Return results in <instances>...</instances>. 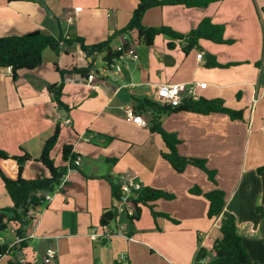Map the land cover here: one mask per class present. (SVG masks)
<instances>
[{"label":"crops","instance_id":"1","mask_svg":"<svg viewBox=\"0 0 264 264\" xmlns=\"http://www.w3.org/2000/svg\"><path fill=\"white\" fill-rule=\"evenodd\" d=\"M136 5V0H0V37L41 31L65 40L82 38L93 45L123 28ZM203 19L222 25L224 39L231 43L200 40L184 51L182 40L159 35L147 47L132 32L130 37H117L112 47L129 40L128 50L138 61L126 55L107 66L102 54L87 58L78 43H70L63 44L59 54L44 50L42 64L33 71H20L16 81L9 68H0V150L32 157L21 176L26 180L49 176L37 158L56 125L60 135L51 152L55 165H63L65 144L80 158L63 191L32 211L26 246H20L11 227L0 235V244L12 248L0 264L13 260L44 264L47 249L56 250L49 264H193L200 247L212 251L220 226L230 216L249 259L264 264V0L154 7L146 11L142 24L185 35ZM168 43L174 46L169 48ZM208 55L220 66L207 67ZM89 65L94 75L90 83L79 73H60ZM162 84H182L181 101L222 99L227 108L242 111L239 120L223 113L184 111L161 119L162 129L180 141L177 153L204 160L215 172L214 182L192 165L176 173L160 156L165 151L161 136L150 132L144 115L136 112V101H155ZM50 85L61 88L67 110L54 102ZM125 106L133 107L146 125L127 119ZM84 137L90 140H80ZM3 167L17 176L12 158L3 161ZM124 180L173 194V200L153 203L154 211L169 219H154L145 206L134 222L119 215L109 226L112 237L102 245L89 232L101 231L102 212L115 205L110 182L118 185ZM194 186L201 195L189 193ZM214 189L224 192L225 206L218 218L209 219L203 194ZM11 205L0 180V209Z\"/></svg>","mask_w":264,"mask_h":264},{"label":"trees","instance_id":"2","mask_svg":"<svg viewBox=\"0 0 264 264\" xmlns=\"http://www.w3.org/2000/svg\"><path fill=\"white\" fill-rule=\"evenodd\" d=\"M137 5L133 10L128 23L121 29L115 31L105 41L93 45H86L82 38L74 40H65L61 35L57 38L46 35L41 31L32 32L21 36L0 37V68H9L13 81L18 78L20 71H33L42 64V53L49 49L55 54H59L63 44L78 43L81 51L87 58H92L95 54H102L103 61L107 66H111L114 60L118 58L120 52L113 49L112 44L117 37H130L132 32H136V40L139 43L150 47L153 45L155 38L159 35L165 36L171 40H182L184 51L198 45L200 40H207L214 44H230V41L224 39V27L214 24L210 19H203L194 29L185 35L174 32L171 28L146 27L142 24V18L147 10L154 7L162 6H183L185 8L206 7L217 0H136ZM129 40L122 45L123 49H129ZM167 46L172 48L174 45L168 43ZM207 67L220 66L214 57L207 56ZM79 73L87 76L91 72V65L86 68H72L69 71L61 70V75L70 73ZM48 92L58 107L68 109L61 101V88L57 85H50ZM135 110L138 114L144 115L150 132L157 133L161 136L165 145V151L160 152L161 158L166 161L176 173H182L186 166L192 165L202 170L211 182L215 181V172L206 167L204 160L184 158L177 153L179 139L174 133H168L161 127V119L165 115L175 112H190L201 115L209 113H223L232 120L242 118V111H235L227 108L222 99H205L192 98L182 100L177 106L162 104L147 99L136 101ZM60 135V125L54 127L52 135L44 142L41 152L37 158L49 173L48 177L26 180L21 176L23 166L32 160L28 153L21 156H10L0 150V180L8 194L12 205L0 209V233L5 232L11 227L15 236L21 241L20 246H26L25 237L27 228L31 220L32 211L45 205L44 197L53 193L60 184L63 176L67 174L68 168L77 169L75 160L77 155L72 153V146L65 144L61 149V160L63 165H55L51 158V152L58 142ZM12 158L17 163V176H11L3 167V161ZM261 168L257 171L259 172ZM110 190L113 199H120L122 195L121 184L110 182ZM192 195H201V190L194 186L189 189ZM208 201L207 216L209 219L218 218L223 212L225 206L224 192L214 189L203 194ZM134 214L127 217L129 222L139 219L141 208L148 207L151 216L163 217L169 219L166 214L155 212L153 203L158 200L170 201L174 195L166 191L151 187L142 186L140 189L133 191L130 197ZM116 220V212L113 207L105 209L99 220V226L105 228L110 226ZM220 237L216 239L212 246L213 257L207 260L206 249L200 247L195 255L193 264H256L252 262L246 253L242 239L237 233L235 218L228 217L219 228ZM102 245L106 241L101 242ZM12 249V248H11ZM8 243L0 244V258L6 255L10 250ZM9 264H28L22 260H13ZM114 264H123L115 262Z\"/></svg>","mask_w":264,"mask_h":264},{"label":"built area","instance_id":"3","mask_svg":"<svg viewBox=\"0 0 264 264\" xmlns=\"http://www.w3.org/2000/svg\"><path fill=\"white\" fill-rule=\"evenodd\" d=\"M68 23L72 24L73 19L69 18ZM116 51L120 52V54L118 58L114 60V62L121 61L126 55L129 56L133 61H138V56L135 53L131 52L130 50L123 49L122 45H119L116 48ZM201 57L202 54L199 53L197 55V59L199 60L201 59ZM93 78L94 75L92 73L88 74L87 83L92 82ZM183 88L184 87L182 84L159 85L155 93V101L162 104L177 106L181 103L180 93L183 90ZM122 110L127 119L133 121L136 124H140L143 126L146 125L144 118L140 115H137L133 107L125 106L122 107ZM89 138L90 137H84L81 138L80 140L89 141L90 140ZM79 160L80 158L77 155V158L75 160V165H78ZM72 171H74V169L68 168L67 174L62 177L57 189L53 193L45 195L44 200L46 204H48L52 200L55 194L61 193L63 191V189L65 188V184L67 182L68 174ZM120 184H121L122 195L120 199H114L115 205L113 206V209L116 212V220L118 219L119 215H125L126 217H131L134 214L130 197L133 196V191L138 190L143 186L138 180H124ZM112 235L113 232L110 230L109 226L105 228H101V231H98L96 228H93L89 232V237L92 240L100 243L102 241L108 242L112 237ZM22 240L24 239L17 238L18 242H21ZM55 258H56V250L47 249L45 256L43 258V263L44 264L52 263L55 260Z\"/></svg>","mask_w":264,"mask_h":264},{"label":"rangeland","instance_id":"4","mask_svg":"<svg viewBox=\"0 0 264 264\" xmlns=\"http://www.w3.org/2000/svg\"><path fill=\"white\" fill-rule=\"evenodd\" d=\"M144 209V208H143ZM145 210V209H144ZM145 212H146V210H145ZM0 235H4V232H1L0 233ZM207 258H212L213 257V252L212 251H208V253H207ZM209 260V259H208Z\"/></svg>","mask_w":264,"mask_h":264}]
</instances>
